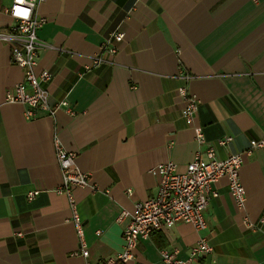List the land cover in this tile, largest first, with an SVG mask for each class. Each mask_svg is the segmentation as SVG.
Masks as SVG:
<instances>
[{"label":"crops","instance_id":"0c3cea01","mask_svg":"<svg viewBox=\"0 0 264 264\" xmlns=\"http://www.w3.org/2000/svg\"><path fill=\"white\" fill-rule=\"evenodd\" d=\"M10 1L0 0V32L11 24L1 12ZM37 13L46 21L36 31L42 47L34 73L49 72L41 88L67 105L27 121L22 105L7 103L23 76L0 42V264L86 263L75 255L68 200L57 193L55 136L94 186L72 194L88 262L103 264L122 250L120 212L156 196L151 171L172 162L182 173L199 150L181 119L177 88L197 101L195 124L218 158L243 154L264 138V0H48ZM116 33L123 35L110 45L116 53H102ZM98 55L105 64L85 72ZM224 138L231 142L218 147ZM243 160V212L220 179L218 197L204 211L205 231L177 224L153 233L137 242L136 260L162 264L167 251L185 264H264V228L243 225L264 213V148ZM31 192L37 195L28 200ZM200 238L212 255L189 261Z\"/></svg>","mask_w":264,"mask_h":264},{"label":"built area","instance_id":"2783aa9c","mask_svg":"<svg viewBox=\"0 0 264 264\" xmlns=\"http://www.w3.org/2000/svg\"><path fill=\"white\" fill-rule=\"evenodd\" d=\"M48 0H11L1 12L7 15L11 21L6 31L0 32V42L7 44L11 52V62L22 71L23 80L15 84L11 91L6 93L5 101L10 104H20L24 107V118L29 121L36 118L38 112H44L53 116L55 111L66 107V102L54 103L49 95L41 88V84L51 80V74L47 71L36 76L34 71L40 60L41 45L36 31L45 23L37 9ZM16 9L28 10V17L14 14ZM123 35L116 33L108 36L101 48L102 53L114 55L116 49L110 47L111 43H120ZM105 64L101 55L90 59L85 66V72ZM188 80V76H184ZM176 94L181 99L183 107L180 111L181 119L192 130L194 140L199 147L193 161L185 171L179 173L172 162L160 164L151 172L157 177V193L154 198L137 202L132 212L122 210L116 218V223L122 226V250L107 259L103 264H144L136 260L134 250L137 242L148 239L153 233L165 232L177 224L191 226L196 233L206 230L204 211L212 198L218 197L215 189L217 182L225 178L229 194L238 211L245 210V190L240 182L239 172L243 166V158L249 156L255 149L264 148V138L252 140L249 150L243 154L231 155L226 159L218 158L215 148L205 141L201 127L195 124L198 103L185 87H179ZM231 142V138L216 141L218 147H225ZM54 148L57 165L61 171L62 181L57 188V193L64 195L71 212L70 221L73 223L79 241V251L75 255L81 256L88 262L89 252L83 240L82 224L75 210V202L72 190L75 188H90L94 192V186L90 184L89 175L81 172L75 164V154L67 152L54 137ZM204 148V150H202ZM37 192L28 194L27 199L32 200ZM243 225L252 232H261L264 228V213L253 222L248 217L243 220ZM99 234V232H97ZM21 237L22 234H17ZM177 252H160L162 264H185L176 258ZM212 255V248L204 238L189 251V261L205 260Z\"/></svg>","mask_w":264,"mask_h":264},{"label":"clouds","instance_id":"9594fccd","mask_svg":"<svg viewBox=\"0 0 264 264\" xmlns=\"http://www.w3.org/2000/svg\"><path fill=\"white\" fill-rule=\"evenodd\" d=\"M18 2L19 3H23L24 2V0H18ZM14 14H16V15H22L25 19H27V17H28V10H21V9H16L15 10V12H14Z\"/></svg>","mask_w":264,"mask_h":264}]
</instances>
